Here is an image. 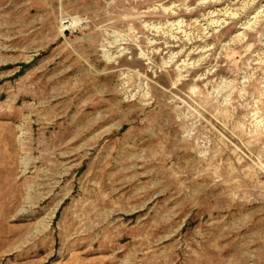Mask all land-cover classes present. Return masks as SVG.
I'll list each match as a JSON object with an SVG mask.
<instances>
[{"label":"rangeland","instance_id":"obj_1","mask_svg":"<svg viewBox=\"0 0 264 264\" xmlns=\"http://www.w3.org/2000/svg\"><path fill=\"white\" fill-rule=\"evenodd\" d=\"M0 264H264V0H0Z\"/></svg>","mask_w":264,"mask_h":264}]
</instances>
